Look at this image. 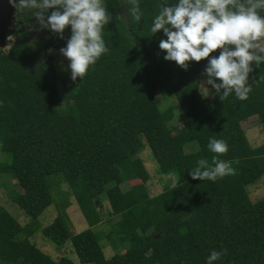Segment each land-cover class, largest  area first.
Here are the masks:
<instances>
[{"label": "trees", "instance_id": "16d2710c", "mask_svg": "<svg viewBox=\"0 0 264 264\" xmlns=\"http://www.w3.org/2000/svg\"><path fill=\"white\" fill-rule=\"evenodd\" d=\"M163 2L172 6L178 0H140L143 16L136 22L123 0H105L113 14L102 29L109 52L83 79L59 73L46 52L47 46H67L69 26L62 39L30 11L27 27L40 34L22 31L0 51V142L11 144V160L0 162V176L14 175L20 188L16 203L30 222L22 225L0 203V264H74L68 257L55 261L29 239L32 224L52 204L56 215L41 231L56 248L70 241L81 264H207L212 250L224 249L227 255L215 264H264V196L252 200L246 188L264 175V144L252 148L241 125L251 112L264 125V61L259 67L252 63L247 100L235 92L221 100L211 89L205 103L199 89L202 77L207 79L204 69L222 49L188 62L187 70L165 60L159 43L167 37L163 30L150 31ZM169 98L176 103L160 107ZM174 118L177 130L170 127ZM210 138L225 140L228 151L210 152ZM192 144L196 151H188ZM144 146L159 172L174 177L157 195L149 192V174L139 157ZM213 155L230 161L234 174L215 182L192 179L197 161L211 162ZM134 178L140 182L121 189ZM104 193L119 216L106 234L111 247L129 242L110 258L101 249L100 233L91 227L71 230L62 197L73 196L92 226Z\"/></svg>", "mask_w": 264, "mask_h": 264}, {"label": "clouds", "instance_id": "9594fccd", "mask_svg": "<svg viewBox=\"0 0 264 264\" xmlns=\"http://www.w3.org/2000/svg\"><path fill=\"white\" fill-rule=\"evenodd\" d=\"M19 12L30 11L43 28L51 29L64 38L65 29L71 26V37L60 53L70 60L71 79H83L89 67L109 52L102 29L113 19L104 0H10ZM130 5L129 14L139 22L143 16L140 0H123ZM150 31L153 35L163 30L167 39L159 47L166 51L165 60L175 61L187 70L190 61L208 59L217 49L204 69L207 77L200 87L204 98L214 89L221 100L235 92L237 99L245 101L252 92L249 73L252 63L259 67L264 61V0H178L172 6L167 2L157 5ZM49 9H55L47 15ZM234 46V48L230 47ZM264 79V77H261ZM217 80L221 81L217 83ZM211 86V88H209ZM210 152L224 154L228 151L225 140L210 138ZM234 174L230 161L213 155L211 162L202 158L189 175L194 180H211ZM223 251L212 250L207 264H215Z\"/></svg>", "mask_w": 264, "mask_h": 264}, {"label": "rangeland", "instance_id": "374dc122", "mask_svg": "<svg viewBox=\"0 0 264 264\" xmlns=\"http://www.w3.org/2000/svg\"><path fill=\"white\" fill-rule=\"evenodd\" d=\"M8 1V0H6ZM4 34H7L3 38L0 39V51H7L9 46L15 40L16 36L10 34L9 27L4 29ZM2 34V32L0 33ZM63 47H54L47 46L46 52L51 55L52 62L56 68V70L61 72H67L71 74L70 68L68 65L70 64V60L64 57L60 53V49ZM203 77L201 79L200 87L203 86ZM59 84L62 83V80L59 79ZM209 88H211L209 86ZM60 96L63 98L65 90L63 86L60 85ZM203 97V96H202ZM212 97V90L209 89V96L207 98L203 97L205 103ZM77 100H72L75 103ZM168 103H176L175 99L169 98L167 102L161 100L160 107L167 105ZM60 107H65V102L61 100ZM69 112V109H67ZM178 109H176V113ZM177 115V114H176ZM179 122L176 118L170 123V127L173 130H177L179 128ZM241 125L244 129L248 142L252 148L258 147L264 144V125L261 122L259 116L255 113H249L248 115L242 117ZM197 145L192 144L188 151H196ZM140 159L142 160L144 167L147 169L149 178L147 180V184L149 187V192L151 195H157L163 192L166 188L170 187L174 183V177L172 175H163L159 172L158 166L156 164L155 159L153 158L149 149L144 146L143 150L139 154ZM11 160V144L9 141L0 142V162L9 163ZM140 182L139 178L127 179L120 184L122 190L128 189L131 185ZM113 183L108 184L107 187L111 186ZM106 187V188H107ZM247 191L252 200H257L264 196V175H262L257 181L252 182L247 185ZM20 192V188L16 183L15 177L13 174L8 173L0 176V203L10 212V214L18 220L22 225L29 222V218L24 214V212L19 208L16 201L18 199ZM64 197L67 200L66 213L69 217L71 230L73 232H79L88 227H91L92 230L100 233L101 236V249L106 258H110L114 254L121 252L128 248L129 242L124 241L118 248L114 249L111 247L110 242L106 236V234L110 231L112 224H114L119 216L115 215L111 212L109 207L106 194H102L99 198V202L101 206L99 208V220L96 224L89 226L84 217L82 216L80 209L77 203L74 201L73 196L64 194ZM57 196V200L60 198ZM56 215V208L54 204L47 207L43 213L38 217L37 222L32 224L34 227V232L29 236L31 242L38 247L44 253L50 255L55 261H57L60 257H68L70 258L74 264H81L72 249V245L70 241H66L60 248H56L42 233L41 229L48 223L52 221L54 216ZM149 257L152 260H155L153 254H150Z\"/></svg>", "mask_w": 264, "mask_h": 264}, {"label": "flooded vegetation", "instance_id": "af4514ba", "mask_svg": "<svg viewBox=\"0 0 264 264\" xmlns=\"http://www.w3.org/2000/svg\"><path fill=\"white\" fill-rule=\"evenodd\" d=\"M52 11L53 9L48 10V12ZM26 13L27 11H17V9L12 5L10 0H0V33H3L6 27H9L10 34L14 36L20 35L22 31L23 33L35 35L40 34L39 30L27 27L28 24L27 21H25ZM69 28L71 31V26H69Z\"/></svg>", "mask_w": 264, "mask_h": 264}, {"label": "water", "instance_id": "95a60500", "mask_svg": "<svg viewBox=\"0 0 264 264\" xmlns=\"http://www.w3.org/2000/svg\"><path fill=\"white\" fill-rule=\"evenodd\" d=\"M261 17L264 18V12H263V14L261 15ZM6 35H7V34H4V33L0 34V39L3 38V37L6 36Z\"/></svg>", "mask_w": 264, "mask_h": 264}]
</instances>
